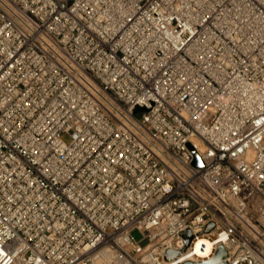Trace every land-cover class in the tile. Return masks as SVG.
Returning a JSON list of instances; mask_svg holds the SVG:
<instances>
[{
    "label": "built area",
    "instance_id": "built-area-1",
    "mask_svg": "<svg viewBox=\"0 0 264 264\" xmlns=\"http://www.w3.org/2000/svg\"><path fill=\"white\" fill-rule=\"evenodd\" d=\"M220 245L264 264V0H0V264Z\"/></svg>",
    "mask_w": 264,
    "mask_h": 264
},
{
    "label": "water",
    "instance_id": "water-1",
    "mask_svg": "<svg viewBox=\"0 0 264 264\" xmlns=\"http://www.w3.org/2000/svg\"><path fill=\"white\" fill-rule=\"evenodd\" d=\"M144 110L140 107H138L136 109V111H141ZM194 153V161H193V165L195 166H201L202 165V160L200 159L199 155L197 154V152L195 150H193ZM214 227L213 223H210L207 228L206 231H210L212 228ZM185 240H186V246H189L191 240L193 239V235L191 233L190 230H186L184 232H182L181 234ZM184 252V250L182 251H174V250H168L166 253V260H172L177 258L179 255H181ZM227 258V250L225 249V247L223 245H220L215 253V255L211 258V259H207V260H202L199 262H193V261H186L182 264H228V262L226 261Z\"/></svg>",
    "mask_w": 264,
    "mask_h": 264
},
{
    "label": "bare ground",
    "instance_id": "bare-ground-1",
    "mask_svg": "<svg viewBox=\"0 0 264 264\" xmlns=\"http://www.w3.org/2000/svg\"><path fill=\"white\" fill-rule=\"evenodd\" d=\"M202 242H205L206 243V251H209L210 249H211V243H210V241L207 239V238H201L200 240H199V242H198V245H197V250L199 251V245H200V243H202Z\"/></svg>",
    "mask_w": 264,
    "mask_h": 264
},
{
    "label": "rangeland",
    "instance_id": "rangeland-1",
    "mask_svg": "<svg viewBox=\"0 0 264 264\" xmlns=\"http://www.w3.org/2000/svg\"><path fill=\"white\" fill-rule=\"evenodd\" d=\"M132 235L137 239L140 240L143 237L142 232L139 229H135L132 232Z\"/></svg>",
    "mask_w": 264,
    "mask_h": 264
}]
</instances>
